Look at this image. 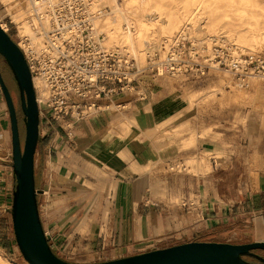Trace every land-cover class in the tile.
<instances>
[{
    "label": "crops",
    "instance_id": "1",
    "mask_svg": "<svg viewBox=\"0 0 264 264\" xmlns=\"http://www.w3.org/2000/svg\"><path fill=\"white\" fill-rule=\"evenodd\" d=\"M150 75L78 122L71 138L57 123L40 129L39 212L53 251L65 260L97 263L193 240L264 241L263 111L248 110L245 124L215 125L204 136L200 110ZM126 116L138 125L126 129ZM178 161L196 162L195 170L171 169ZM15 189L11 120L0 89L3 251L17 246Z\"/></svg>",
    "mask_w": 264,
    "mask_h": 264
},
{
    "label": "built area",
    "instance_id": "2",
    "mask_svg": "<svg viewBox=\"0 0 264 264\" xmlns=\"http://www.w3.org/2000/svg\"><path fill=\"white\" fill-rule=\"evenodd\" d=\"M30 3L28 23L34 37L25 34L23 23L11 16L9 23L16 28L15 34H10L9 23L3 18L0 24L24 52L37 97L40 89L35 77L46 86V97L40 101L37 98L40 129L57 123L73 137L78 122L110 108L111 99L139 85L138 79L145 73L156 78L199 79L225 72L245 86L256 79L264 87V51L248 49L217 35L179 33L162 39L148 56L146 66L139 67L126 49L105 43L103 34L94 27V15L85 0Z\"/></svg>",
    "mask_w": 264,
    "mask_h": 264
},
{
    "label": "water",
    "instance_id": "3",
    "mask_svg": "<svg viewBox=\"0 0 264 264\" xmlns=\"http://www.w3.org/2000/svg\"><path fill=\"white\" fill-rule=\"evenodd\" d=\"M0 55L12 70L20 90L25 116L22 144L20 120L13 94L0 70V89L11 120L13 169L16 189L12 218L17 245L29 264H82L57 255L46 235L40 217L35 180V158L40 137V110L31 70L22 49L0 24ZM264 251V241L246 243L193 240L126 257L85 264H264L256 251ZM258 258L249 261L244 255Z\"/></svg>",
    "mask_w": 264,
    "mask_h": 264
},
{
    "label": "bare ground",
    "instance_id": "4",
    "mask_svg": "<svg viewBox=\"0 0 264 264\" xmlns=\"http://www.w3.org/2000/svg\"><path fill=\"white\" fill-rule=\"evenodd\" d=\"M3 1L17 23H23V32L34 37L28 23L30 0ZM85 1L90 4L94 27L103 34L105 43L110 47L126 49L139 63L145 61L146 54L155 43L176 30L181 31V28L191 32L198 29L211 32V35L221 34L251 48L264 45V0H174L171 7L156 0ZM226 6L227 11L221 13L222 7ZM232 9L233 15L228 11ZM164 12L166 15H163ZM219 30H222L220 34L217 33ZM223 78L214 85L210 95L225 94ZM35 84L40 89L37 98L43 100L47 95L46 86L36 77ZM233 93L235 101L249 100L258 104L263 99L258 88L252 94L242 88H235ZM122 124L126 129L138 125L137 120L129 116ZM0 264L18 263L0 248Z\"/></svg>",
    "mask_w": 264,
    "mask_h": 264
},
{
    "label": "rangeland",
    "instance_id": "5",
    "mask_svg": "<svg viewBox=\"0 0 264 264\" xmlns=\"http://www.w3.org/2000/svg\"><path fill=\"white\" fill-rule=\"evenodd\" d=\"M0 18H3L5 22L9 23L10 16L13 18L12 13L8 10L7 5L5 4V1L0 0ZM156 1H163L164 4H167L168 6H174L173 1L174 0H156ZM264 3V2H263ZM21 8V7H20ZM228 7H222L220 10L221 13H225L227 11ZM229 13L232 15L234 14L233 9L228 10ZM27 14H25L26 16ZM149 15V14H148ZM163 15H166L164 12ZM13 20H15L13 18ZM16 21V20H15ZM17 22V21H16ZM10 34H15L16 28L13 26V24L10 25ZM222 30H219L217 33H221ZM179 33H189L190 36L195 37H201V36H208L211 35V32L199 31L198 29H195L194 32H191L190 30H176L174 33L169 34L168 36H173ZM163 35V34H162ZM167 35V34H166ZM216 35V34H212ZM161 36V35H160ZM222 38H225L226 41L232 42L235 44H238L243 47H247L248 49H252L254 51H264V45L260 46L259 48H251V46H245L237 42L236 40L232 38H228L224 35H218ZM159 37V36H158ZM167 37V36H166ZM165 38V37H164ZM162 38V39H164ZM161 39V40H162ZM160 40V41H161ZM160 41L156 44H154L153 49L146 54L145 61L144 62H138L137 64L139 67H144L148 63V56L152 55L155 52V49L157 48ZM110 47V46H109ZM119 48V47H118ZM0 70L13 94L18 114H19V120H20V130H21V140L22 144L24 143L25 139V116L23 114V111L21 109V99H20V90L18 83L15 79L14 74L12 73L10 66L8 65L6 59L0 55ZM7 72V75L5 77V71ZM146 75L148 73H145ZM150 75V74H148ZM151 76V75H150ZM224 76V90L225 94H216V95H210L209 93L215 89L214 85L218 83L219 79ZM8 77V78H7ZM10 81H7V79ZM165 87L170 88L172 91H176L178 93H183L184 99L186 101V104L189 109H199L202 115L199 114V121H197L196 124H200V122L206 124L208 128L202 132V135L208 134L210 131H212V127L215 125H219L221 128H231L233 124H238L239 121H242V123L245 124L247 115L246 112L248 110L252 111H263L264 113V87L263 82L261 80L251 79L250 86H245L244 84L239 83L236 81L232 75L225 73V72H215L208 77L205 78H199V79H186L184 77H173V76H166V77H160ZM260 81V82H259ZM239 88H242L245 92L248 94H252L256 91V89H260L263 99L260 101V103H254L252 101L246 100V101H235L233 100L234 93L233 91ZM192 96V98H190ZM128 117V116H126ZM131 118V117H130ZM233 119L235 120L233 122ZM202 162H206L205 160H201ZM196 162L194 161H185L184 163H181L178 161L171 169L175 170H182L184 167H186L187 170H195ZM170 169V168H168ZM2 250V249H1ZM3 251V250H2ZM3 253L8 256L13 261L17 262L18 264H29L26 259L23 257L18 245L11 249H6V251H3ZM256 253L264 258V251L263 250H257ZM244 257L249 261H257L258 258L254 255L245 254ZM73 262V261H70ZM79 263V262H74ZM85 264V263H82Z\"/></svg>",
    "mask_w": 264,
    "mask_h": 264
},
{
    "label": "flooded vegetation",
    "instance_id": "6",
    "mask_svg": "<svg viewBox=\"0 0 264 264\" xmlns=\"http://www.w3.org/2000/svg\"><path fill=\"white\" fill-rule=\"evenodd\" d=\"M4 71H5V70H4ZM11 71H12V70H11ZM12 73H13V72H12ZM6 75H7V72L5 71V77H6ZM7 78H8V77H7ZM7 78H6V79H7ZM7 81H9V80L7 79ZM9 83H10V81H9Z\"/></svg>",
    "mask_w": 264,
    "mask_h": 264
},
{
    "label": "trees",
    "instance_id": "7",
    "mask_svg": "<svg viewBox=\"0 0 264 264\" xmlns=\"http://www.w3.org/2000/svg\"><path fill=\"white\" fill-rule=\"evenodd\" d=\"M22 109V108H21Z\"/></svg>",
    "mask_w": 264,
    "mask_h": 264
}]
</instances>
